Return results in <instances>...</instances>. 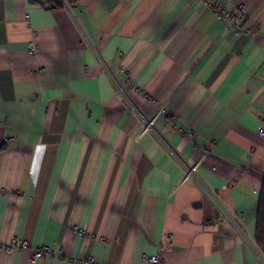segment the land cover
<instances>
[{"label":"crops","instance_id":"crops-1","mask_svg":"<svg viewBox=\"0 0 264 264\" xmlns=\"http://www.w3.org/2000/svg\"><path fill=\"white\" fill-rule=\"evenodd\" d=\"M220 1L242 31L202 0H0V244L29 243L0 264H264V0Z\"/></svg>","mask_w":264,"mask_h":264},{"label":"built area","instance_id":"built-area-1","mask_svg":"<svg viewBox=\"0 0 264 264\" xmlns=\"http://www.w3.org/2000/svg\"><path fill=\"white\" fill-rule=\"evenodd\" d=\"M202 5L211 8L216 18L222 21L232 31L234 32L242 31L237 25V21L241 19L244 15V8L242 6H238L237 8L231 10L226 8L224 3L221 2L220 0H202ZM35 50H36L35 44L30 43L28 46V51L30 53H34ZM129 86L132 88L133 84L130 83ZM160 113L166 114L168 112L165 108H162L160 110ZM151 123H152L151 121L146 123L145 130H148L151 127ZM258 132L261 136L264 135L263 128H259ZM195 134L196 132L194 130H190L188 135L194 136ZM5 141L7 143L9 140L5 139ZM194 170H195V166L186 168L184 172V179L192 178ZM81 234H85V232L81 231ZM16 247L29 248V243L26 240H21L20 238L13 236L11 237L10 242L8 244H0V252L2 251L9 252L11 248H16ZM30 250H31V256L29 258L30 262L39 260L43 256H47L48 258H53V259H63L65 257L61 248H58L57 250H53L51 246L48 244H41L40 246L31 248ZM67 260L69 261L70 258H67ZM143 260L150 264H160L162 262V258L159 255H143ZM70 261L74 262V260H70ZM82 263L99 264L96 263L93 258H87L79 264Z\"/></svg>","mask_w":264,"mask_h":264},{"label":"trees","instance_id":"trees-1","mask_svg":"<svg viewBox=\"0 0 264 264\" xmlns=\"http://www.w3.org/2000/svg\"><path fill=\"white\" fill-rule=\"evenodd\" d=\"M254 242L259 251L264 255V180L261 186L256 212Z\"/></svg>","mask_w":264,"mask_h":264},{"label":"rangeland","instance_id":"rangeland-1","mask_svg":"<svg viewBox=\"0 0 264 264\" xmlns=\"http://www.w3.org/2000/svg\"><path fill=\"white\" fill-rule=\"evenodd\" d=\"M162 108H165V109L167 110V112L169 111V110H168L166 107H164V106L161 107V109H162ZM161 109H160V110H161ZM159 112H160V111H159ZM166 114H168V113H166ZM20 239H21V238H20ZM21 240H23V239H21Z\"/></svg>","mask_w":264,"mask_h":264}]
</instances>
